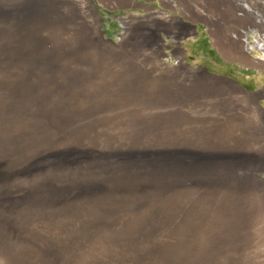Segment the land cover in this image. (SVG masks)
<instances>
[{
  "label": "rangeland",
  "instance_id": "1",
  "mask_svg": "<svg viewBox=\"0 0 264 264\" xmlns=\"http://www.w3.org/2000/svg\"><path fill=\"white\" fill-rule=\"evenodd\" d=\"M61 1L71 0H0V264H264L256 122L244 128V113L222 117L204 102L196 120L157 113L159 95L200 100L203 84L234 104L262 105L261 80L246 92L230 66L152 64L130 25L118 44L76 46L54 15ZM247 152L263 192L203 173L167 177L166 154L176 166ZM119 153L164 163L165 179L96 175L68 195L71 173L40 170L54 158Z\"/></svg>",
  "mask_w": 264,
  "mask_h": 264
},
{
  "label": "crops",
  "instance_id": "2",
  "mask_svg": "<svg viewBox=\"0 0 264 264\" xmlns=\"http://www.w3.org/2000/svg\"><path fill=\"white\" fill-rule=\"evenodd\" d=\"M52 9L56 18L69 23V35L76 46L97 49L101 41L122 42H117L114 35L120 18L124 16L127 24L132 26L128 37L133 38L134 46L150 49L152 64L196 65L205 71L199 62L230 66L233 73L241 78L242 85L229 78L246 92L255 90H249L251 78L261 80L262 92L257 102L262 100V105L234 104L229 92L203 84L205 90L212 91L213 88L219 92L212 95L206 91L199 94L200 100L194 93L159 95L162 101L157 105V113L168 116L175 112L174 116L179 118L196 120L201 114L199 104L204 102L209 106L203 111L222 117L226 115L221 113H244L243 127H252L255 121L254 132L263 134L264 138V61L258 52L246 49V41L264 27L261 21L264 0H71L55 3ZM251 85L253 87L254 83ZM247 153L225 157L204 154L189 163L183 158V164L176 166L166 154L167 177L168 170L172 169L182 175L203 173L200 176L211 179L227 177L226 182L232 185L248 184L249 181L254 190L263 192L262 179L256 174L260 163L250 166ZM261 168L264 175V158Z\"/></svg>",
  "mask_w": 264,
  "mask_h": 264
},
{
  "label": "bare ground",
  "instance_id": "3",
  "mask_svg": "<svg viewBox=\"0 0 264 264\" xmlns=\"http://www.w3.org/2000/svg\"><path fill=\"white\" fill-rule=\"evenodd\" d=\"M161 165L151 158H142L128 153H119L95 155L91 158H82L69 163L62 162L60 159L54 158L46 162L41 169L38 168L37 170H67L73 175V179H76L73 181V184L66 189V194L73 195L86 188L88 189L93 183V181H89V179L96 175L127 174L157 180L165 179L166 176L165 173H163V166L161 167ZM50 193H52V191L42 189L38 192V196H48ZM28 195L30 194L28 193Z\"/></svg>",
  "mask_w": 264,
  "mask_h": 264
},
{
  "label": "built area",
  "instance_id": "4",
  "mask_svg": "<svg viewBox=\"0 0 264 264\" xmlns=\"http://www.w3.org/2000/svg\"><path fill=\"white\" fill-rule=\"evenodd\" d=\"M261 21L264 23V17H261ZM128 24L125 21V17H121L118 30L114 35V39L118 41L122 38L123 34L126 33ZM249 48L259 53V58L264 61V27L259 31L255 32L253 36L246 41V49L249 52Z\"/></svg>",
  "mask_w": 264,
  "mask_h": 264
}]
</instances>
